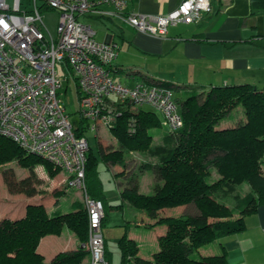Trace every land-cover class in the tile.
Returning a JSON list of instances; mask_svg holds the SVG:
<instances>
[{
	"label": "trees",
	"instance_id": "obj_1",
	"mask_svg": "<svg viewBox=\"0 0 264 264\" xmlns=\"http://www.w3.org/2000/svg\"><path fill=\"white\" fill-rule=\"evenodd\" d=\"M250 3L252 13L264 10V0H250ZM156 83L177 87L170 82ZM184 88H187L185 94L176 99L183 126L176 132L168 130L161 142L152 144L150 133V129L162 124L158 111L123 105L110 127L115 146L103 147L99 141L98 157L89 146L84 166L85 190L89 198L102 202L101 227L107 219V211L121 207L122 200H128L132 206L143 210L148 220H153L145 223L147 227H165L150 258L139 255L138 242L125 231L117 242L121 264H228L223 247L210 255H201L198 251L205 244L243 231L244 217L264 204V85L239 83ZM238 106L242 112L231 116ZM240 113L242 118L238 120ZM230 116L237 119L233 125L226 123ZM84 132L82 129L76 133ZM131 151L146 153L153 159L139 167L151 169L156 179L149 194L139 191L136 173L131 177L125 175L124 153ZM98 158L109 165L120 166L114 178H126L117 182L121 187L118 204L108 205L102 193ZM42 160L51 175L60 170L0 135V173L8 193H21L26 197L42 193L36 188L38 179L34 172L35 165ZM13 162L27 169L28 175L16 179L13 169L6 167ZM212 174L216 177L212 178ZM241 183L250 186V193L241 195L235 191L234 187ZM227 198L232 201L228 202ZM184 205H194L198 213L163 215L160 212ZM64 227L73 233L76 245L57 252L51 264H89L88 215L78 199L64 210L48 211L42 203L33 202L26 204L23 215L0 217V264H43L44 258L37 251L41 238L60 235ZM104 252L110 264L105 240Z\"/></svg>",
	"mask_w": 264,
	"mask_h": 264
},
{
	"label": "built area",
	"instance_id": "obj_2",
	"mask_svg": "<svg viewBox=\"0 0 264 264\" xmlns=\"http://www.w3.org/2000/svg\"><path fill=\"white\" fill-rule=\"evenodd\" d=\"M100 2L111 4L113 10L98 9ZM48 10L58 13L55 33L43 22ZM210 10V0H182L171 12L156 15L129 11L127 0H0V135L64 171L68 185L80 191L88 215L89 264L108 261L103 205L85 190L86 131H97L99 125L110 130L123 105L137 109L148 104L161 114L170 132L180 130L183 121L172 88L116 82L111 65L117 45L97 41L91 26L78 17L117 16L139 32L162 37L170 25L191 23ZM70 77L79 101L76 122L58 95L63 79ZM82 129L84 134L77 135Z\"/></svg>",
	"mask_w": 264,
	"mask_h": 264
},
{
	"label": "crops",
	"instance_id": "obj_3",
	"mask_svg": "<svg viewBox=\"0 0 264 264\" xmlns=\"http://www.w3.org/2000/svg\"><path fill=\"white\" fill-rule=\"evenodd\" d=\"M181 1L127 0V8L141 14H167L177 8ZM210 4L211 10L202 13L200 18L191 23L179 22L170 25L162 37L139 32L124 24L117 16L90 13L80 15L78 20L91 26L97 41L113 42L117 45L111 74L120 84L132 86L136 82H170L177 86L172 88L175 90L198 84L208 87L251 83L261 87L264 85V10L258 9L252 13L250 0H210ZM97 8L103 11L113 10L111 4L101 2L97 4ZM120 54L124 61L123 67L117 62ZM117 75L124 79V83L117 81ZM184 82L197 84L188 85L189 83ZM241 118L240 113L237 119ZM237 119L230 116L226 123L233 125ZM153 177L151 175L148 181L151 187L156 181ZM120 189L121 187L119 192ZM27 198L29 199L25 206L35 201L42 203L48 211L62 208V204H55L58 199L49 200L52 205L49 207L46 205L48 202H45L47 199H42L38 194ZM74 199L81 200L74 194L67 197L63 207H70ZM190 206L192 205L166 208L160 212L163 215H172L185 212ZM23 213L24 210L20 215ZM130 214L123 215L126 227H130V224L134 226L131 231L127 230V235L138 242L139 255L150 258L157 249V238L164 233L165 227H147L145 223L153 220H148L134 209ZM244 222L243 231L205 244L198 253L215 254L223 247L228 264H264V204L259 205L255 212L246 215ZM145 230L152 232V240L155 239L156 242L155 248L146 255L141 253L139 238ZM75 245V236L67 231L65 235L61 232L60 235L42 237L37 251L44 258L43 264H46L51 262L57 252L73 249Z\"/></svg>",
	"mask_w": 264,
	"mask_h": 264
},
{
	"label": "rangeland",
	"instance_id": "obj_4",
	"mask_svg": "<svg viewBox=\"0 0 264 264\" xmlns=\"http://www.w3.org/2000/svg\"><path fill=\"white\" fill-rule=\"evenodd\" d=\"M11 0H8L10 2ZM58 21V13L55 10H48L44 12L43 15V22L45 26L50 30V32L55 33L56 24ZM43 30L46 32V29L43 27ZM117 62L123 67L122 61V54L117 59ZM60 75H62L61 70H59ZM118 76V75H117ZM117 81L124 83V79L121 76L117 77ZM189 83L188 85H195L197 83L194 82H184ZM199 85V84H198ZM190 87V86H187ZM185 89V90H184ZM187 88H183V90H175L173 89V96L175 99L182 97ZM58 95L60 100L65 106L66 112L69 114L70 120L72 122H76L79 119L78 109H79V101L77 98V92L75 88V84L73 79L70 77L68 80L63 79L62 86L58 90ZM144 107V108H143ZM235 108L232 110V115H237L238 111H241V107ZM143 109L150 110L152 107L148 104L142 105ZM150 108V109H149ZM242 112V111H241ZM160 115V114H159ZM227 118V117H226ZM168 127L165 124L164 119L162 118V124L158 127H154L150 129V133L152 135V144H156L160 142L161 136L163 134L168 133ZM86 138L88 139L89 146L91 147L93 153L98 157V149L97 145L98 142L103 145V147H107L109 145L115 146V137L113 133L105 126L99 125L97 131L87 130ZM124 157L126 158L127 166H126V174L128 177L133 176L135 173V178L137 180L138 189L140 192H144L149 194L153 191V187L148 184V181L153 177V172L151 169H140L139 167L147 161L153 160L149 157L146 153L140 151H131L125 152ZM44 162H39L35 165L34 172L37 177L36 188L41 190L42 193H38L42 199L48 202L46 205L51 207V201L56 200L55 204L60 203L62 204V210L66 207H63L64 202L66 201L67 197H72L74 194L79 197L82 201V195L78 189L67 185L66 177L67 174L62 171L61 169L58 170L55 174L51 175L48 170L45 169ZM11 167L14 171V176L16 179L24 178L28 175V170L21 167L19 164L13 162L9 163L6 167ZM51 169L56 171L55 168L52 166ZM119 165L107 164L101 161L98 158L97 162V172H98V179L102 186V193L106 199L108 205H114L121 202V197L119 193V188L117 187L118 181H125L126 178L124 177H117L114 178V173L120 170ZM262 171L264 172V165L262 167ZM216 174H212V178H215ZM154 179V177H153ZM152 180V179H151ZM235 191H238L241 195L250 193L251 188L246 183H241L236 185ZM59 194V196L57 195ZM54 195V196H53ZM37 197V196H36ZM39 197V196H38ZM27 198L25 195L18 193L17 194H10L6 188V185L3 182L2 175L0 173V217L9 216V217H16L19 216L25 206V202H27ZM228 202H231V198ZM32 202V200H31ZM35 202V201H34ZM54 205V204H53ZM58 205V206H59ZM134 209L138 213L144 215V211L138 208H135L131 205L128 200H122V207L121 208H111L107 211V219L105 224L103 225V233H104V240H105V247L107 251L110 252V264H121L120 263V249L118 247V240L123 235V233L129 229L130 231L134 229V226L130 224V227L125 226L126 220L124 219L123 215L130 216L131 210ZM67 210V209H66ZM181 213L189 212L190 214H197L198 211L194 205L187 208L185 212L180 211ZM177 214V213H174ZM71 233L67 228H63L62 234L65 235L66 232ZM146 232L139 235L142 251L141 253L146 255L148 251L152 250L156 246L155 239L152 240V232L149 230H145ZM72 234V233H71ZM213 243V242H211ZM209 243V244H211ZM151 256V252L149 253ZM51 264V262L46 263Z\"/></svg>",
	"mask_w": 264,
	"mask_h": 264
}]
</instances>
